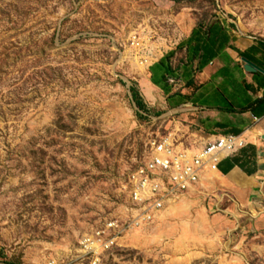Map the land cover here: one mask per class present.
I'll return each instance as SVG.
<instances>
[{
  "label": "rangeland",
  "instance_id": "obj_1",
  "mask_svg": "<svg viewBox=\"0 0 264 264\" xmlns=\"http://www.w3.org/2000/svg\"><path fill=\"white\" fill-rule=\"evenodd\" d=\"M219 17L264 38V0H0V264H92L80 242L111 223L98 264H264L215 184L130 225L128 177L166 134L145 69Z\"/></svg>",
  "mask_w": 264,
  "mask_h": 264
},
{
  "label": "crops",
  "instance_id": "obj_2",
  "mask_svg": "<svg viewBox=\"0 0 264 264\" xmlns=\"http://www.w3.org/2000/svg\"><path fill=\"white\" fill-rule=\"evenodd\" d=\"M157 58L145 69L141 94L149 112L194 150L221 137L243 141L208 181V170L203 173L199 187L215 184L211 188L220 196L214 205L234 218L231 226L264 238V38L219 17L191 26L172 52ZM245 58L257 65L255 71L246 69Z\"/></svg>",
  "mask_w": 264,
  "mask_h": 264
},
{
  "label": "built area",
  "instance_id": "obj_3",
  "mask_svg": "<svg viewBox=\"0 0 264 264\" xmlns=\"http://www.w3.org/2000/svg\"><path fill=\"white\" fill-rule=\"evenodd\" d=\"M244 147L241 139L221 137L199 150L185 147L167 131L148 144V158L128 177L131 199L137 210L131 227L139 228L154 221L168 202L196 190L203 173L218 172L220 163ZM120 228L111 223L83 236L80 248L91 257L92 264L100 255L117 245Z\"/></svg>",
  "mask_w": 264,
  "mask_h": 264
},
{
  "label": "water",
  "instance_id": "obj_4",
  "mask_svg": "<svg viewBox=\"0 0 264 264\" xmlns=\"http://www.w3.org/2000/svg\"><path fill=\"white\" fill-rule=\"evenodd\" d=\"M246 61V69L249 70V71H255L254 68H256L257 65H255L253 62H251L250 60L248 59H244Z\"/></svg>",
  "mask_w": 264,
  "mask_h": 264
},
{
  "label": "bare ground",
  "instance_id": "obj_5",
  "mask_svg": "<svg viewBox=\"0 0 264 264\" xmlns=\"http://www.w3.org/2000/svg\"><path fill=\"white\" fill-rule=\"evenodd\" d=\"M211 173H217V172H211L210 170H208L207 175H206L207 176V178H206L207 181H208V178H209Z\"/></svg>",
  "mask_w": 264,
  "mask_h": 264
},
{
  "label": "trees",
  "instance_id": "obj_6",
  "mask_svg": "<svg viewBox=\"0 0 264 264\" xmlns=\"http://www.w3.org/2000/svg\"><path fill=\"white\" fill-rule=\"evenodd\" d=\"M138 107L141 108V103L140 102H138Z\"/></svg>",
  "mask_w": 264,
  "mask_h": 264
}]
</instances>
